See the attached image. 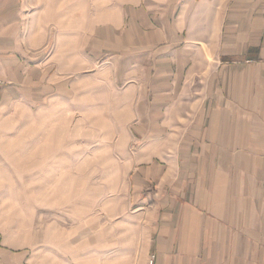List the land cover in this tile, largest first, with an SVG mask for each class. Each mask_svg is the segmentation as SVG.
Returning <instances> with one entry per match:
<instances>
[{
  "label": "crops",
  "instance_id": "1",
  "mask_svg": "<svg viewBox=\"0 0 264 264\" xmlns=\"http://www.w3.org/2000/svg\"><path fill=\"white\" fill-rule=\"evenodd\" d=\"M45 3L0 0V108L100 123L134 211L120 246L82 218L0 264H264V0Z\"/></svg>",
  "mask_w": 264,
  "mask_h": 264
},
{
  "label": "rangeland",
  "instance_id": "2",
  "mask_svg": "<svg viewBox=\"0 0 264 264\" xmlns=\"http://www.w3.org/2000/svg\"><path fill=\"white\" fill-rule=\"evenodd\" d=\"M45 6V0H27V17L37 14V8L44 13ZM79 118L76 111L58 118L26 106L0 108V253L3 248L25 246L31 250L23 251L35 255L58 251L57 239L68 237L62 232L81 225L82 218L94 219L79 232L88 237L85 246L94 243L96 232L121 244L124 221L134 211L126 207H131L130 169L119 158L113 169L106 149H100L107 143L100 140V123H89L81 116L84 122L78 127ZM99 152L104 153L97 157ZM111 153L112 158L119 155L115 150ZM115 221H123L118 229ZM78 230L77 226L74 233ZM72 233L69 241L79 236L73 239ZM138 246L137 259L130 264H150L147 253L140 259L142 244Z\"/></svg>",
  "mask_w": 264,
  "mask_h": 264
}]
</instances>
